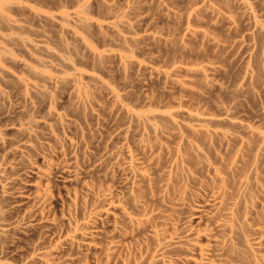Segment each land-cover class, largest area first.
<instances>
[{
	"label": "bare ground",
	"instance_id": "6f19581e",
	"mask_svg": "<svg viewBox=\"0 0 264 264\" xmlns=\"http://www.w3.org/2000/svg\"><path fill=\"white\" fill-rule=\"evenodd\" d=\"M114 262L264 264V0H0V264Z\"/></svg>",
	"mask_w": 264,
	"mask_h": 264
},
{
	"label": "rangeland",
	"instance_id": "374dc122",
	"mask_svg": "<svg viewBox=\"0 0 264 264\" xmlns=\"http://www.w3.org/2000/svg\"><path fill=\"white\" fill-rule=\"evenodd\" d=\"M63 1H64V0H63ZM36 4H38L37 6L42 5V3H36ZM42 6H44V5H42ZM219 31H220V30H218V32H217L218 34L221 32V31H220V32H219ZM220 34H221V33H220ZM194 54H195V53L190 54L191 57H188L189 55L187 54L188 56L186 55L187 57L185 56V57H186L185 59L187 60L188 58H190L189 60H192V61H193V60L196 61V59H197V60H198L197 62H199V61L202 59V57H201V59L199 60L198 58H200V57H199L200 55H198L197 53H196L195 55H194ZM209 54H210V53H209V51H208V55H209ZM192 55H193V58H192ZM196 55H198V56L196 57ZM202 55L204 56L203 59H207V58L205 57V56L207 55L206 53H205V55H204V54H202ZM208 55H207V56H208ZM170 56H171V55H170ZM194 56L196 57L195 59H194ZM210 56H212V54H210L209 57H210ZM203 59H202V60H203ZM202 60H201V61H202ZM115 263H117V262H114V264H115ZM117 264H118V263H117Z\"/></svg>",
	"mask_w": 264,
	"mask_h": 264
}]
</instances>
